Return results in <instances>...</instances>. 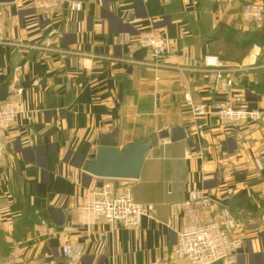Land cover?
<instances>
[{"label":"crops","instance_id":"crops-1","mask_svg":"<svg viewBox=\"0 0 264 264\" xmlns=\"http://www.w3.org/2000/svg\"><path fill=\"white\" fill-rule=\"evenodd\" d=\"M74 1L80 11L66 9L65 0L48 12L16 0L0 4V89L7 98L23 90L0 163V264H188L173 255V228L186 224L177 205L195 190L225 203L214 202L204 221L222 208L234 216L231 234L245 244L233 264H264V23L257 27L243 12L263 0ZM151 29L167 41L166 69L129 64L141 49L117 43L122 33ZM206 56L247 70L223 91L191 60ZM237 95L248 110L263 113L260 122L195 119L187 104L214 106ZM176 126L187 138L157 137ZM110 135L119 149L156 137L139 179L114 180L137 203L154 206L135 228L77 221L85 192L110 180L84 171ZM50 209L64 213L63 226ZM42 221L53 228L50 235ZM66 244L78 245L82 259H66Z\"/></svg>","mask_w":264,"mask_h":264},{"label":"built area","instance_id":"built-area-1","mask_svg":"<svg viewBox=\"0 0 264 264\" xmlns=\"http://www.w3.org/2000/svg\"><path fill=\"white\" fill-rule=\"evenodd\" d=\"M30 3L38 11H53L61 8L63 0H16ZM79 1L68 2V9L76 12L82 9ZM244 14L252 20L257 27L264 23V0L262 2H249L243 8ZM4 13L0 8V40L4 33ZM117 43L131 44L134 42L137 49H146L147 56L139 61L133 58L125 60L131 65L149 68L166 69L169 66L165 62L167 54V41L165 37L153 29L143 31L136 36L122 33L116 38ZM119 40V41H118ZM32 49H41L31 46ZM194 64H201L205 72L213 73L215 84L221 90L233 85L232 77L236 73L247 70L238 66L231 67L222 62L216 56H206L203 60L192 57ZM123 61V60H121ZM22 88H14L13 94L6 101L0 102V163L5 154L4 134L11 128L21 112ZM244 100L240 95L229 98L214 106L204 103L188 101L191 115L195 119L215 115L224 123H258L263 119V113L248 110L243 106ZM264 155V152H262ZM264 202V187L261 191ZM214 202L204 190L191 191L188 199L178 204L177 211L184 214L187 222L180 229L173 228L176 234V242L173 246V255L183 259L188 264H216L224 262L233 264V255L244 247V239L234 236L231 232L236 228V221L231 212L222 208L218 216L209 221H204ZM154 211L151 204H139L129 188H119L114 180H109L100 186L85 192L82 204L77 208V221L80 225L90 227L99 222H105L110 226L135 228L141 224L143 218L150 217ZM46 235L52 233V229L46 221L41 222ZM102 236V234H101ZM66 259L79 261L82 259V249L75 244H66L62 249Z\"/></svg>","mask_w":264,"mask_h":264},{"label":"water","instance_id":"water-1","mask_svg":"<svg viewBox=\"0 0 264 264\" xmlns=\"http://www.w3.org/2000/svg\"><path fill=\"white\" fill-rule=\"evenodd\" d=\"M14 1L15 0H0V4L13 3ZM65 1V8L67 9L68 1L71 0ZM145 55L146 49H141L135 54V57L141 60ZM7 95V89L3 86L0 89V101L6 100ZM157 137L161 140L169 139L171 142H176L187 138V133L183 128L176 126L171 130L161 131ZM155 139V136H151L133 142L126 148L119 149L114 140V136H104L100 141V147L98 148L95 160L87 162L84 166V171L91 176L101 179L137 180L140 177L143 164ZM210 198L215 203L225 205L224 202H221L215 197ZM50 214L57 226L64 225L65 216L61 210L50 209ZM74 227L78 228L81 226Z\"/></svg>","mask_w":264,"mask_h":264},{"label":"rangeland","instance_id":"rangeland-1","mask_svg":"<svg viewBox=\"0 0 264 264\" xmlns=\"http://www.w3.org/2000/svg\"><path fill=\"white\" fill-rule=\"evenodd\" d=\"M28 233H30L31 236H33V234L35 233V225H30L28 226ZM4 234L0 233V236H2Z\"/></svg>","mask_w":264,"mask_h":264}]
</instances>
